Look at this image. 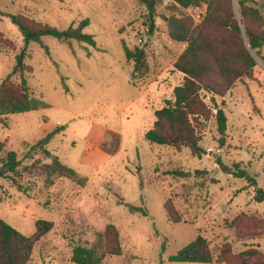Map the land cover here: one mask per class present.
I'll return each instance as SVG.
<instances>
[{
	"label": "rangeland",
	"instance_id": "1",
	"mask_svg": "<svg viewBox=\"0 0 264 264\" xmlns=\"http://www.w3.org/2000/svg\"><path fill=\"white\" fill-rule=\"evenodd\" d=\"M157 2L150 33L148 8L139 0H0V82L24 47L9 14L60 29L89 19L84 31L97 42L94 48L47 35V52L32 41L24 76L32 94L43 96L49 106L0 116V156L8 149L18 153L17 182L23 187L0 178V217L26 236L36 232L39 219L54 224L35 244L30 264H75L74 247L91 245L109 224L120 232L122 254H107L101 264H212L170 261L199 234L215 255L225 253L220 264H264V201L254 198L256 189L264 188V80L255 76L264 74V48L259 55L252 51L257 61L252 79L237 81L215 101L202 90L211 111L199 125L202 156L187 147L152 143L145 133L155 110L184 80L174 64L187 43L170 37L166 17L189 16L198 25L207 15V4L184 9L173 0ZM249 3L264 16V0ZM233 5L240 18L238 0ZM124 44L146 50L144 80L134 83ZM9 83L18 93L20 73ZM215 104L228 117L224 144ZM49 134L44 147L51 156L40 146L32 148ZM53 155L87 177L86 184L58 175L48 179L45 165ZM176 169L185 174L171 173ZM241 169L256 179L255 185L236 176ZM166 202L179 223L169 219Z\"/></svg>",
	"mask_w": 264,
	"mask_h": 264
},
{
	"label": "trees",
	"instance_id": "2",
	"mask_svg": "<svg viewBox=\"0 0 264 264\" xmlns=\"http://www.w3.org/2000/svg\"><path fill=\"white\" fill-rule=\"evenodd\" d=\"M139 1L148 8L151 22L148 31L153 33L158 2L157 0ZM173 1L184 9L207 4V15L198 25H195L189 16L166 17L170 37L178 42L187 43L174 64L175 68L184 74V80L174 87L173 98L167 99L165 106L155 110V121L152 128L146 131L145 138L160 145L187 147L194 155L202 156L205 150L200 145L199 129L201 127L199 128V125H202L211 113L209 105L202 98V90L211 93V100L215 101L216 95L224 96L234 88L237 81L253 78V69L257 61L252 51L259 55L264 48V16L259 8L249 3L251 0H238L240 18L236 15L233 0ZM8 16L21 31L24 47L17 55L13 71L0 82V116L29 112L49 106L43 96L32 94L24 76V59L32 41L44 45L43 37L50 35L63 43L70 44L72 40H76L97 48L94 36L84 31L90 25L89 19L82 20L77 26L60 29L47 23H30L18 14ZM219 31L225 32L227 36L224 39L217 38L214 33ZM123 47L127 60L133 61L134 83L144 80L145 68H147L146 50L143 47L132 50L126 44ZM45 48L49 52L48 47L45 46ZM17 73L21 76L18 93L11 90L9 83L11 77ZM215 107L220 141L224 144L228 117L222 107L217 104ZM60 130L61 127H58L56 131ZM50 136L51 134L38 141L32 148L40 146L44 148L47 156H51L52 153L44 147ZM0 163V178H11L18 184L17 177L21 175L22 164L18 153L14 150H6L0 156ZM45 168L48 179L58 175L73 180L81 186L88 181L74 168L63 163L57 155L52 156V162L46 164ZM171 173L178 176L185 174L184 171L177 169ZM202 173L201 170L196 171V174ZM236 176L246 178L251 185L256 184V179L249 176L245 170H239ZM50 182L53 181L50 180ZM18 185L23 188L22 185ZM254 198L258 202L264 201V188H257ZM132 209L141 210L138 207H132ZM165 209L172 222L181 221L175 216L176 210L170 206L169 202L165 203ZM144 213L147 212L144 211ZM53 225L52 221L39 219L36 221V232L26 236L0 217V264H30L35 244L52 230ZM107 254H122L120 232L113 224H109L104 232H98L96 241L91 245H76L73 250V261L75 264H101ZM224 256L223 252L215 255L207 239L199 234L177 254L172 255L170 261L220 264L223 263Z\"/></svg>",
	"mask_w": 264,
	"mask_h": 264
},
{
	"label": "crops",
	"instance_id": "3",
	"mask_svg": "<svg viewBox=\"0 0 264 264\" xmlns=\"http://www.w3.org/2000/svg\"><path fill=\"white\" fill-rule=\"evenodd\" d=\"M256 73V78H258V79H261L262 81L264 80V74H260V73H258V75H257V72H255ZM257 79H254L253 81L255 82ZM49 150V149H48ZM107 156V155H106ZM89 157H94V148H93V150H92V152L90 153V155H89ZM79 173V172H78ZM82 176V175H81ZM83 177H85V176H83ZM87 178V177H86ZM88 179V178H87Z\"/></svg>",
	"mask_w": 264,
	"mask_h": 264
}]
</instances>
